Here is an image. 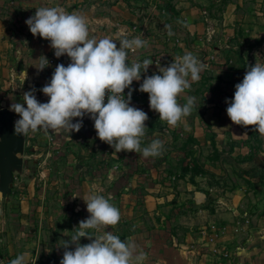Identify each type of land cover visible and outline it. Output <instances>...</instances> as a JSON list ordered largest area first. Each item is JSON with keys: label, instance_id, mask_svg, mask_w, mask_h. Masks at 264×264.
<instances>
[{"label": "crops", "instance_id": "obj_1", "mask_svg": "<svg viewBox=\"0 0 264 264\" xmlns=\"http://www.w3.org/2000/svg\"><path fill=\"white\" fill-rule=\"evenodd\" d=\"M11 3L0 0V100L9 108L12 103H23L25 93L21 76L18 78L14 71V58L19 54L25 61L26 57L31 60L22 66L30 64L32 71L45 76L33 77L32 90L49 83L58 64L67 66L68 56L57 58L50 41L33 36L26 24L41 6L59 5L67 13L85 16L90 34L95 37L114 38L120 33L132 39L142 32L147 42V31L155 24L161 30L159 40L168 46L170 56L190 52L204 58L200 61L206 65L209 75L222 78L223 92L216 96L212 89H207L200 97L205 106L199 107L201 112L194 117H185L178 127H170L150 108L148 93L143 95L139 106L134 105L143 108L149 117L142 147L159 139L164 145L160 155L146 158L142 153H116L98 138L94 121L87 115L79 132L54 133H62L70 157L59 166L60 175L67 181L64 199L76 201V209L82 214L87 209L83 197L93 193L111 195L110 202L121 213L115 235L134 245V255L142 256L138 264H264V139L263 146L255 148L251 133L234 124L226 111L227 101L234 98L235 85L242 82L248 65H255L257 54L264 59V0H167L166 12L162 6L155 8L147 0H14ZM12 5L16 7L15 19L19 25L16 33L9 26V11L5 12L6 7L13 8ZM165 51L160 50L158 56L167 55ZM41 56L49 60V66L43 71L37 68ZM141 56L144 55L133 54L136 61L148 59ZM153 74H159L155 64L142 74L141 81H133L134 86ZM187 96L195 98L193 92L186 90L179 102L185 103ZM18 119L15 113V121ZM77 120L79 118L73 122ZM190 136L197 142L195 147L175 145L179 139L186 140ZM211 139L223 156L239 155L241 160L232 166L227 159L220 162L208 157L196 167L197 156L205 153L200 144ZM78 142L82 143L78 151L83 156L81 160L75 154ZM190 149L193 158L187 156ZM31 150V156L39 153L36 147ZM47 164L45 167L42 161L29 163L37 173L28 180V193L20 195L21 221L33 215L28 210L31 198L33 201L43 199L45 185L55 186L53 170L56 166ZM25 166L24 163V176L29 174ZM45 173L49 174L47 178H44ZM11 193L9 197L13 196L15 188L12 187ZM77 193L80 195L74 198ZM138 202L143 210L139 214ZM53 229H49L48 234ZM6 230L7 226L3 232ZM67 232H71L68 227ZM28 234L31 232L27 235L20 232L18 241H32V247L41 256H33L30 244L15 248L19 255L25 254V264H56L49 247L46 248L54 243L50 240L52 235L41 242ZM9 249L12 253V246ZM44 249L47 257L42 256ZM6 258L10 262L11 254Z\"/></svg>", "mask_w": 264, "mask_h": 264}, {"label": "clouds", "instance_id": "obj_2", "mask_svg": "<svg viewBox=\"0 0 264 264\" xmlns=\"http://www.w3.org/2000/svg\"><path fill=\"white\" fill-rule=\"evenodd\" d=\"M26 24L33 36L50 41L57 58L67 55L71 62L58 64L50 82L40 89L49 97L47 102H40L32 90L23 94V103L10 105L20 117L14 124L16 135L39 129L79 132L87 115L94 121L98 138L116 153H142L146 158L162 153L164 145L159 139L142 147L149 117L130 106L133 81H141L153 64L150 59L129 62L130 53L140 55L139 50L146 47L145 39H129L120 33L114 38H97L90 34L85 16L67 13L59 5L39 7ZM37 61L40 71L49 66L46 56ZM157 66L159 74L146 76L139 91L149 94L150 108L159 114L160 121L178 127L195 105L194 97H185L183 104L180 97L199 81L206 65L189 52L174 57L166 67ZM247 69L242 82L235 85L234 98L227 101V115L234 124L254 126L253 130L264 136V59L257 54L255 65ZM125 89H129L127 97ZM76 118L79 120L74 123ZM82 199L90 216L81 220L70 240L65 241L60 264H138L142 256L134 255V245L108 230L121 219L119 209L110 202L111 195L93 193ZM81 238L90 243L81 244ZM25 259L21 254L10 264H25Z\"/></svg>", "mask_w": 264, "mask_h": 264}, {"label": "rangeland", "instance_id": "obj_3", "mask_svg": "<svg viewBox=\"0 0 264 264\" xmlns=\"http://www.w3.org/2000/svg\"><path fill=\"white\" fill-rule=\"evenodd\" d=\"M11 1L14 0H3V2L11 3ZM13 4V3H11ZM9 6V5H6ZM13 8H7L5 12L9 11L8 19H9V26L11 28V31L13 33H16L19 29V25L17 24V21L15 19L16 17V7L15 5H12ZM155 25V24H154ZM149 27L147 31V35L149 36V39L146 42V47L143 49H146L143 52H140V55L142 58L147 57L148 59L153 61L158 60L159 64L161 65H169L170 63L173 62L174 56H170V50L168 49V46H165L162 41L159 40L161 38V30L156 28L155 26ZM97 38H103L102 37H97ZM143 38V37H142ZM157 39V40H155ZM14 41V40H13ZM164 41V39H163ZM19 45V42H16ZM148 46H152L151 48H148ZM175 48V47H174ZM159 49V50H158ZM166 50L165 52H168L167 55L165 56H158V53L160 50ZM173 49V48H172ZM143 53V54H142ZM146 55V56H145ZM16 68L14 71L17 72L18 78L21 76L20 81L22 82V85L24 86L23 88L25 89V92L32 91L34 89L32 85V79L33 77L39 76L40 78H45L42 72H35L32 71L31 65L27 66H22V63L27 64L28 61H31L29 57H22L20 54L18 57L14 58ZM199 60H203L204 58L199 55L198 57ZM202 76L197 82H193L191 84V88L189 89L191 92L194 93L195 98L197 101L195 102V105L192 109L191 114L187 117L191 119L194 117L197 113L201 112L199 107H203L205 105L200 102V97H203L204 92L207 89H212L213 92L216 94V96L221 95L222 90V78L217 77L216 75L214 76L209 75L207 70L202 72ZM41 85V84H37ZM36 85V86H37ZM10 90V89H9ZM36 90V89H35ZM8 91V89H6ZM195 107H198L195 108ZM153 125V124H152ZM254 126H248L246 129L248 132L251 133L252 140H253V146L255 148H261L263 145V136H260V133L257 131L253 130ZM44 131V132H43ZM208 132H213V131H208ZM54 133H57L56 131L52 129H39L35 133H29L26 137V147H25V153H24V158H25V164L26 168L28 169V175H22L24 172V168L21 170H16L14 173V180L12 183V187L15 188V193H13L12 197H7L5 200L2 202L0 201V264H10V262L7 260L6 256L11 254V257L15 259L18 255L19 252L16 249L23 248L25 246L31 247L34 257L38 252L36 251V248L32 247L33 243L30 240L25 239V242L18 241V235L19 233H23L24 235H27V233L31 232V234H28V237H32L33 240H40L41 242H44L47 239L48 235H52L51 241H54L53 245L50 243L46 248L49 247V254L54 256V259L56 261V264H60L61 259L63 258V253L65 251L64 247H62L65 243V241L70 240V236L74 234L75 228L78 227L79 222L81 220H84L85 218L87 219L90 215L87 211H83L82 214L77 211L76 205L77 202H70L66 201L64 199V195L66 194L67 191V185H66V180L63 179V175H60L61 170L59 169V166H61L63 163H66L69 160V154H67V151L65 149L66 147V142L64 136L61 134L59 135H54ZM54 138V139H53ZM50 140V142L48 141ZM82 143L78 142L76 143V149H75V154L78 157V160H81L83 156H81L78 151L80 150ZM176 146L180 147H195L197 145V142L193 138H189L186 140L179 139L175 143ZM200 146L205 148V153L198 155V162L199 165L204 163L208 157L214 160H219L220 162L222 159H227L230 161L232 166H235L237 162L241 160V156H236V157H230L228 158L227 156H223L222 153H220L217 150L216 147V142L211 139L203 144H200ZM33 147H36L39 150V153H34L35 156H31V149ZM37 150V151H38ZM190 149L189 153L187 156L192 155L193 158V153L191 154ZM209 151V153L207 152ZM49 153H46L48 152ZM91 156H93L91 154ZM114 157L108 159V162H111V160ZM191 158V160H192ZM37 161H42L44 166L47 167V163H52V166H56V169L53 170L54 176L56 178V183L55 186L50 185H45L44 191L46 192V197L38 198L37 200H30L29 202V208L31 214L29 215L28 220L25 219V221H21L20 219V212L22 210L21 208V203H20V195L21 194H27L28 189V180L31 178L34 173H37V170L32 169L33 167H29L30 162ZM55 163H58L56 165ZM196 163V161H195ZM198 163L196 164V167L199 166ZM36 166V165H35ZM200 167V166H199ZM49 174L45 173L44 178H47ZM24 176V177H23ZM24 178V179H23ZM47 181V180H46ZM40 187L38 184L36 185V189L38 190ZM52 191L51 197L48 198L49 192ZM115 203V202H113ZM74 204V205H73ZM142 210V204L141 202L137 203V212L138 214L141 213ZM37 214V215H36ZM144 214V212H143ZM142 215V214H141ZM144 219L147 218V216L143 215ZM85 219V220H86ZM7 226L8 230L4 231V227ZM54 227L53 231L51 234H48V230ZM67 227L68 229L71 230L70 233L67 232ZM40 228V229H39ZM109 231H112L113 234L115 235V227L109 228ZM7 234V232H9ZM93 230H89L91 233ZM3 232V233H1ZM46 237V238H45ZM49 241V239H48ZM81 244H87L90 243V241L87 238H81L80 241ZM9 246H12V253H10ZM71 250H74V246ZM41 251V250H40ZM5 256V258H4ZM41 254L39 252L38 257H40ZM42 256L47 257L46 249L43 250ZM47 259H43L45 262Z\"/></svg>", "mask_w": 264, "mask_h": 264}, {"label": "water", "instance_id": "obj_4", "mask_svg": "<svg viewBox=\"0 0 264 264\" xmlns=\"http://www.w3.org/2000/svg\"><path fill=\"white\" fill-rule=\"evenodd\" d=\"M117 42V47H119ZM15 113L0 100V201H4L12 192V183L16 170L25 163L24 153L26 135H16Z\"/></svg>", "mask_w": 264, "mask_h": 264}, {"label": "built area", "instance_id": "obj_5", "mask_svg": "<svg viewBox=\"0 0 264 264\" xmlns=\"http://www.w3.org/2000/svg\"><path fill=\"white\" fill-rule=\"evenodd\" d=\"M148 3H150L151 5H153L155 8H160L162 6V10L164 12L167 11V8L165 7V4H166V1L167 0H147ZM136 37H141L142 38V32L141 33H138V35H136ZM130 61L131 62L132 60H135L134 57H133V53H130ZM70 58L68 57L66 59V65H68L70 63ZM154 64L157 65L159 64L158 60H155L154 61ZM161 65V64H159ZM132 89H135L133 92H132V100H131V105L130 106H133L136 105V106H139L138 103H140L143 95H145L146 93H143V92H140L139 91V87L140 85H137V86H134V84H132ZM40 89L42 88H39V89H36L35 90V95L37 97V99L40 101V102H47L49 100V97H47L42 91H40ZM129 89H125V96L127 97V93H128ZM105 102H107V97H106V100ZM141 110L143 108H140Z\"/></svg>", "mask_w": 264, "mask_h": 264}, {"label": "trees", "instance_id": "obj_6", "mask_svg": "<svg viewBox=\"0 0 264 264\" xmlns=\"http://www.w3.org/2000/svg\"><path fill=\"white\" fill-rule=\"evenodd\" d=\"M189 138H193V139H195L193 136H190ZM197 163H195V165H196ZM198 165H199V163H198ZM200 166V165H199ZM198 166V167H199ZM185 168H187V166L185 167Z\"/></svg>", "mask_w": 264, "mask_h": 264}]
</instances>
